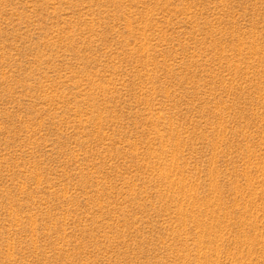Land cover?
Masks as SVG:
<instances>
[{"label": "rangeland", "instance_id": "obj_1", "mask_svg": "<svg viewBox=\"0 0 264 264\" xmlns=\"http://www.w3.org/2000/svg\"><path fill=\"white\" fill-rule=\"evenodd\" d=\"M0 264H264V0H0Z\"/></svg>", "mask_w": 264, "mask_h": 264}]
</instances>
